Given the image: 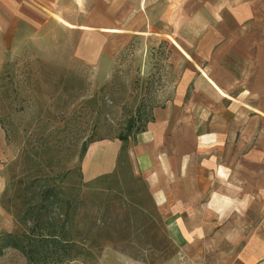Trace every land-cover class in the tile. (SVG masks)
Returning <instances> with one entry per match:
<instances>
[{
	"label": "rangeland",
	"instance_id": "374dc122",
	"mask_svg": "<svg viewBox=\"0 0 264 264\" xmlns=\"http://www.w3.org/2000/svg\"><path fill=\"white\" fill-rule=\"evenodd\" d=\"M176 43L172 0H0V264H199L145 179L195 81Z\"/></svg>",
	"mask_w": 264,
	"mask_h": 264
},
{
	"label": "crops",
	"instance_id": "0c3cea01",
	"mask_svg": "<svg viewBox=\"0 0 264 264\" xmlns=\"http://www.w3.org/2000/svg\"><path fill=\"white\" fill-rule=\"evenodd\" d=\"M172 36L195 81L145 179L199 264H264V0H172Z\"/></svg>",
	"mask_w": 264,
	"mask_h": 264
},
{
	"label": "trees",
	"instance_id": "16d2710c",
	"mask_svg": "<svg viewBox=\"0 0 264 264\" xmlns=\"http://www.w3.org/2000/svg\"><path fill=\"white\" fill-rule=\"evenodd\" d=\"M123 142H125L124 140H122ZM50 190H44V191H42V193H43V195L44 196H49L50 195V192H49ZM42 199H44V197H41ZM41 202H43L42 200H41ZM40 202V203H41ZM41 205L44 207V205L41 203ZM42 207V208H43ZM14 247V246H13Z\"/></svg>",
	"mask_w": 264,
	"mask_h": 264
},
{
	"label": "bare ground",
	"instance_id": "6f19581e",
	"mask_svg": "<svg viewBox=\"0 0 264 264\" xmlns=\"http://www.w3.org/2000/svg\"><path fill=\"white\" fill-rule=\"evenodd\" d=\"M67 26H69V25H67Z\"/></svg>",
	"mask_w": 264,
	"mask_h": 264
}]
</instances>
